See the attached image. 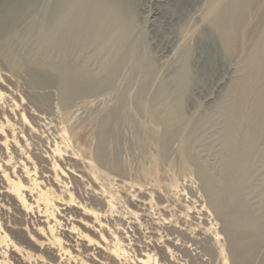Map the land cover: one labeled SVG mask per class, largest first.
I'll use <instances>...</instances> for the list:
<instances>
[{"label":"rangeland","instance_id":"374dc122","mask_svg":"<svg viewBox=\"0 0 264 264\" xmlns=\"http://www.w3.org/2000/svg\"><path fill=\"white\" fill-rule=\"evenodd\" d=\"M124 1L133 12L136 26L122 51L112 60L116 72L111 87L74 98L67 110L60 106L57 86L31 83L24 67L17 68L11 64L16 57L22 61L27 53L30 58L36 54L41 60L53 62L60 59L59 54L33 43V35L24 30L27 18L23 17L14 29L2 33L0 89L10 92V88L15 92L10 97L14 98L17 107L16 111H10L0 106V119L3 120V116L12 118L15 112L20 121L19 115L26 113L29 125L33 126L34 139L41 145L53 143L55 132L66 128L69 149L78 151L75 162L80 168L81 163L86 167L93 161V150H98L104 164L101 165L102 169L98 167L99 173H95L93 185L105 186L104 194L112 197L111 210L123 218L126 243L133 257L137 258V252L142 248L144 252L153 254L155 260L151 263L155 264H232L224 222L208 201L211 192L203 183L199 171L212 177L214 183L221 182L220 139L217 132L222 123L214 112L225 99L232 81L240 75L244 57L250 51V43L244 40L241 51L226 55L225 60L218 63V68L206 76H201L200 66L192 60L191 69L195 78L189 97L183 103L180 118H177L172 111V99L159 96V88L163 82H167L165 80L178 64L185 47L197 49L200 33L208 29L209 11L221 0H189V3L187 0ZM38 2L32 13L41 17L44 9L47 6L51 8L56 0ZM29 46L32 49L28 52ZM93 50V45L86 46L79 53L73 52L70 57L78 65L95 72L100 58L92 55ZM143 72L145 75L141 74ZM141 87L145 90L139 94ZM36 112H40L44 118L38 120ZM208 115V121L198 130L195 129L194 120ZM28 123L24 124L26 133L30 132ZM7 130L9 128L6 133ZM72 131L79 137L78 142L72 137ZM19 139L22 142V138ZM253 157L251 173L244 181L239 202L250 212L253 211V218H259L256 210L264 189V147L259 146ZM49 161L50 158H45L44 164L48 167ZM65 172L66 176L70 174ZM46 173L50 174V171L45 169ZM51 183L53 188H59L56 182L51 180ZM68 186L74 195L80 194L78 196L83 201H88V195H84L81 186L72 180L68 181ZM107 207L104 209L109 210ZM5 212L0 209V215L4 217L10 214L11 209L7 214ZM241 212L239 215H242ZM74 216L80 232L100 240L98 227L90 228L82 224L88 221L90 225V217L84 216L80 210ZM33 226L28 223L23 232L27 245H30L28 249L40 255L41 249L37 244L42 235ZM3 227L11 229L12 224L5 219ZM9 235L12 236L11 233ZM68 235L72 234L65 233V238ZM68 239L66 244H71L70 249L74 254L78 253L74 250L76 248L89 263L95 262L90 254L96 257L98 249L93 254L85 241L78 240L75 245ZM263 254L264 241L254 252L251 264H260ZM17 257L15 254L16 264H27L26 260L24 262ZM63 258L60 260L58 253L53 258L47 255L38 257L44 264L64 262Z\"/></svg>","mask_w":264,"mask_h":264},{"label":"bare ground","instance_id":"6f19581e","mask_svg":"<svg viewBox=\"0 0 264 264\" xmlns=\"http://www.w3.org/2000/svg\"><path fill=\"white\" fill-rule=\"evenodd\" d=\"M38 3V0H0V36L19 25L23 17L27 18L24 30L33 35V43L56 51L60 59L57 62L44 61L36 54L30 58L27 53L22 61L16 57L11 64L17 68L24 67L31 83L57 86L63 110H67L76 97L93 94L101 89L108 90L116 72L112 60L122 51L136 26L133 12L126 2L56 0L51 8L47 6L41 17L37 18L32 12ZM215 5L209 15H205L208 17V29L203 25L206 31L200 33L197 49L185 47L178 64L165 80L167 82H163L159 88V96L172 99V111L180 118V111L185 98L189 97L195 78L191 69L192 60L200 66L201 76H206L218 68V63H222L226 55L241 51L244 40L249 41L250 51L244 57L240 75L232 81L225 99L214 112L222 123L217 132L220 139L221 182L214 183L212 177L205 176L202 170L199 176L211 192L208 201L212 209L224 222L232 264H251L254 252L264 241V189L256 210L260 214L259 218H253V211L250 212L239 201L242 186L250 172L252 157L259 146L264 147V0H221ZM91 45L94 46L92 55L100 58L95 72L78 65L70 57L73 52L79 53ZM30 49L32 47L29 46L27 51ZM141 74L145 75L144 72ZM8 89L10 92L0 89V106L16 111L17 103L10 97L14 91ZM144 90L141 87L138 93L142 94ZM25 114L22 112L19 115L20 121L15 112L12 118L3 116V120L0 119V209L6 212L11 209L7 217L0 215V264H16L15 254L22 261L26 260L27 264H39L38 257L47 255L53 258L57 253L60 260L65 255L64 262L57 264H71L69 260L72 264H155L151 263L155 260L153 254L144 252L142 248L138 250L137 258L131 255L129 244L126 243L123 218L111 210L112 197L104 194L105 186L93 185L95 173H99L98 167L104 164L98 150H93V161L86 167L81 163L80 168L75 162L78 151L69 149L66 128L55 132L53 143L41 145L34 139L33 126L29 125ZM36 115L38 120L44 118L40 112ZM208 118L209 115L197 117L193 123L195 129L202 127ZM27 123L30 132L26 133L24 124ZM7 128L10 134L6 133ZM73 132L71 135L78 142L79 137ZM19 138H22V142ZM45 158L51 160L49 167L44 164ZM45 169L50 174H45ZM65 171L70 174L66 176ZM51 180L56 182L58 189L53 188ZM69 180L82 187L84 195H88V201H83L78 196L80 194L74 195L68 186ZM105 205L110 209L105 210ZM79 210L91 219V224L85 221L82 223L84 226L98 227L100 240L78 230L74 213ZM240 211L242 215H239ZM5 219L12 224L11 229L3 227ZM78 222L81 223L80 220ZM28 223L32 228L35 225L36 231L42 235L37 244L41 249L40 255L28 249L30 245H27V237L23 232ZM65 233L72 235L65 238ZM68 238L75 245L78 240L85 241L93 254L98 249L96 257L91 252L87 253L95 262L89 263L76 248L74 250L78 253L74 254L70 249L71 244H66ZM261 258L260 264H264V254ZM39 261L44 264V261Z\"/></svg>","mask_w":264,"mask_h":264}]
</instances>
